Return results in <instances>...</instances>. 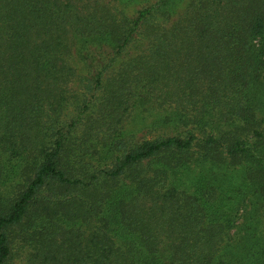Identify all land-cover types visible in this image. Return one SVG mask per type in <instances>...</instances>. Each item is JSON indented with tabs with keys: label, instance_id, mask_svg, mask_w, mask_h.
I'll use <instances>...</instances> for the list:
<instances>
[{
	"label": "trees",
	"instance_id": "1",
	"mask_svg": "<svg viewBox=\"0 0 264 264\" xmlns=\"http://www.w3.org/2000/svg\"><path fill=\"white\" fill-rule=\"evenodd\" d=\"M12 227L27 264H264V0H0V264Z\"/></svg>",
	"mask_w": 264,
	"mask_h": 264
},
{
	"label": "rangeland",
	"instance_id": "2",
	"mask_svg": "<svg viewBox=\"0 0 264 264\" xmlns=\"http://www.w3.org/2000/svg\"><path fill=\"white\" fill-rule=\"evenodd\" d=\"M131 9H135V6L130 7ZM77 86V84H75ZM73 91V90H72ZM136 119L131 125V129L137 132L138 130V136L140 137L142 133L145 131L144 129H141V127L144 125L143 116H135ZM253 140V138L251 139ZM18 181V177L16 178ZM5 196L10 194L9 189L5 190L3 192ZM243 211H240V214ZM243 220V217L241 216L238 220L239 222ZM238 228V227H237ZM234 231V230H233ZM9 236L14 241V255L10 262V264H27L28 258L32 255V252L34 251V247L29 242H24L21 240L19 236H17V230L15 228L9 229Z\"/></svg>",
	"mask_w": 264,
	"mask_h": 264
}]
</instances>
